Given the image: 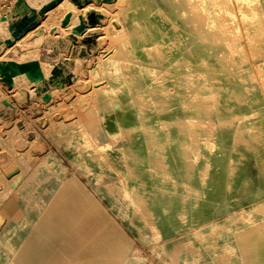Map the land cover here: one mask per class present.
Returning <instances> with one entry per match:
<instances>
[{"label":"rangeland","instance_id":"374dc122","mask_svg":"<svg viewBox=\"0 0 264 264\" xmlns=\"http://www.w3.org/2000/svg\"><path fill=\"white\" fill-rule=\"evenodd\" d=\"M38 1L23 0L27 14L37 13ZM114 2L107 28L128 66L111 56L107 40L94 43L88 57L99 59L75 90L62 86L69 98L60 107L52 93L27 100L32 80L14 81L39 70L56 74L46 14L25 45L7 47L18 0H0L7 31L0 33V264H103L95 252L107 244L112 264H243L252 220L245 211L227 215L264 201V0ZM218 14L237 36L210 26ZM20 19L18 32L36 23ZM74 92L100 117L109 140L99 139L97 149L113 169L87 146L68 103ZM142 126L153 128V143ZM55 196L63 209L52 206ZM76 204L100 223L95 230L77 233L63 218ZM48 214L50 223L39 227ZM123 237L138 255L122 252Z\"/></svg>","mask_w":264,"mask_h":264},{"label":"bare ground","instance_id":"6f19581e","mask_svg":"<svg viewBox=\"0 0 264 264\" xmlns=\"http://www.w3.org/2000/svg\"><path fill=\"white\" fill-rule=\"evenodd\" d=\"M47 1L48 0H39L38 2H34L33 7L35 8L40 7L36 14L33 13L34 12L33 9L31 12L33 14L26 13L27 6L22 5L23 0H18V3L14 4L13 8H11L12 19L9 20V26H8L9 29L8 32L12 30L13 37L9 39V42L5 44V46L7 47L11 46L14 40H16L17 44L20 46L25 45L26 44L25 41L29 37V33L26 32L37 27L41 19L46 14L44 25L45 27L48 28V32L45 33L44 40H47L45 41L47 47L58 50L53 62V65L55 64V66L52 67V70L54 72L56 71V74L51 78H48L47 76L48 73L45 74V72H43L42 76L39 79L32 80V82L35 85V88L29 90L27 100L32 101L33 99H35V101H37V99L41 95L45 94L49 96L52 93L51 96L56 98V100L58 101V106L61 107L64 105L65 102L67 103L66 101L67 99L64 100V98L67 97L66 96L67 93L63 92V89L65 88L68 89L69 91L75 90V86L78 85V83L82 82L83 72L89 70L92 64L99 59L100 55L97 57L95 61H93L90 57H88L90 56V52L94 50V43H99L102 40H107L108 41L107 43L109 44L108 46L114 48V52H112L113 54L111 56L115 58L123 67L128 66L129 58L127 57V55H125V52L122 50V46L120 45V42L113 36L111 32L108 31L107 28L108 27L107 24L109 23L111 24V20L113 19V17L110 15L111 10H113L114 8L111 3L115 1L114 6L116 7L117 3L120 0H61L57 2L55 6L51 8H46L45 3ZM92 13H93V20L95 21L94 23H91ZM8 15H10V12H7V16ZM23 15L25 16L27 15V17L30 16L33 17V19L30 22L35 21L36 23L32 27L28 29L22 28L21 31L18 32L17 23L21 21L20 18ZM3 19L0 17V33L7 32L6 27L5 30L4 28L3 30L1 29V26L4 24ZM62 19H65V21L67 20L65 26L63 27L59 26L60 20ZM79 25L80 26L83 25L82 27L83 31L75 32L73 28ZM210 26L214 27L215 29L217 28V30H220L222 32L225 30L227 31L223 18L221 17L220 14L216 16V20L211 22ZM52 27H55L57 29H50ZM231 33L236 34V32H231ZM231 33L228 34V32H226V36L228 35L231 38L232 37ZM14 35L17 37L16 39ZM1 42L2 40H0V44ZM10 61L17 62L16 60H10ZM30 77L31 74L18 75L16 78H14V81L16 83L17 80L26 79ZM62 86L63 87L66 86V87L62 89ZM94 86H95L94 90L96 89V91L101 89L98 85H94ZM34 90H35V94L33 92ZM75 94L76 97H74V99L68 103L72 105L73 109L80 116L81 124L79 125V128L86 134L87 146L91 148L92 154L95 159H97L98 161L105 162L109 169H113L112 164L109 163L108 159L106 158L105 152L103 150L97 149V142L99 139H103L105 143H107L109 140L108 134L103 130V128L100 125V121H101L100 117L96 114L95 110H90V113H87L81 106L83 103V98L78 95L79 93L78 94L75 93ZM53 97L52 99H54ZM136 101L137 103H139L140 106L144 105V101L141 98L136 99ZM45 102L46 100L44 101V104ZM103 104L107 106L108 102L104 99ZM5 125L6 124H4V126ZM50 125H51V120H48L45 129L49 128ZM2 129H4V127ZM13 129L14 128L12 127L9 130L11 131L9 133H12ZM142 129L144 131L146 141L148 143H153L154 142L153 128L142 126ZM0 133H1V129H0ZM30 148H28V150L20 149L21 155H25L26 153L30 152L29 151ZM5 158L6 157H4V159ZM155 163L160 164L162 166L161 164L162 162L159 159L155 160ZM118 179L121 181V178L118 177ZM119 190L121 191V195L123 197L126 198L128 196V194H126V186L124 183L121 184ZM51 203L53 207L58 209H63L65 205L62 199L57 196L52 198ZM61 215H63V218L66 221L74 222L73 229L77 233L85 230H95L100 224L94 221L91 213L84 211L77 204L71 210L66 209L65 212H63V214ZM49 223H50V216L48 214L43 216L41 220V224H39V227L47 226ZM121 246H122L121 250L125 255L127 253H134L135 255H138V251L130 244L129 241L124 239V237ZM112 248H113V244H107V246L104 247L102 251L95 252L98 257H101L103 264H112L114 262L112 256V250H113ZM17 264H23V263L22 261L18 260Z\"/></svg>","mask_w":264,"mask_h":264},{"label":"crops","instance_id":"0c3cea01","mask_svg":"<svg viewBox=\"0 0 264 264\" xmlns=\"http://www.w3.org/2000/svg\"><path fill=\"white\" fill-rule=\"evenodd\" d=\"M242 211H245L244 217L250 215L252 220V226L249 228L251 237L246 240L244 246L243 264H264V201L230 213L227 218Z\"/></svg>","mask_w":264,"mask_h":264},{"label":"water","instance_id":"95a60500","mask_svg":"<svg viewBox=\"0 0 264 264\" xmlns=\"http://www.w3.org/2000/svg\"><path fill=\"white\" fill-rule=\"evenodd\" d=\"M52 66H53V65H51V66L49 67V70L52 69ZM46 69H48V68H46ZM40 71H41V70H39L36 74H31V77L29 78V80H37V79H39V78L41 77Z\"/></svg>","mask_w":264,"mask_h":264}]
</instances>
